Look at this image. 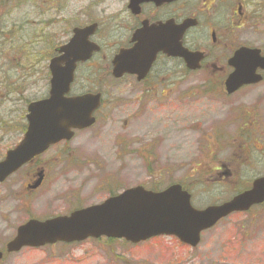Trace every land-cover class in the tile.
I'll use <instances>...</instances> for the list:
<instances>
[{
	"label": "rangeland",
	"instance_id": "obj_1",
	"mask_svg": "<svg viewBox=\"0 0 264 264\" xmlns=\"http://www.w3.org/2000/svg\"><path fill=\"white\" fill-rule=\"evenodd\" d=\"M250 1L245 10L255 5L259 11L254 6L242 33L250 43L262 45L264 4H260L264 0ZM108 4L111 1L0 0V121L4 120L0 134H6L4 144L21 138L27 104L46 95L54 48L68 39L74 26L91 20L101 24L96 38L103 50L80 66L74 93L93 88L103 92L104 99L96 124L75 136L65 147V156L52 153L43 158L44 165L51 159L53 163L47 167L48 181L36 199L23 198L17 208L10 199L0 203V249L31 216L44 219L67 214L131 186L157 190L182 182L190 189L194 205L203 208L228 200L239 186L264 171V140L249 142L250 149H257L251 155L241 154L236 145L235 159H230V147L237 141H227L226 135L238 134L241 124H224V93L196 90L203 85V73L184 69L171 77L155 73L147 82L111 76L110 60L122 46L126 31L119 29L112 17L116 10H109ZM102 8L111 14L98 11ZM205 40L199 37L200 42ZM160 74L166 76L161 79L163 86L175 90L172 94L152 90ZM175 81L180 83L177 89ZM246 131L264 139L260 125H250ZM224 161L232 168L239 164L242 175L233 180L236 173L223 174L230 169L222 167ZM27 176L24 169L13 180L23 181ZM0 264H264V205L230 215L204 232L196 248L170 236L139 244L117 242L112 248L87 240L76 245L26 247L8 253Z\"/></svg>",
	"mask_w": 264,
	"mask_h": 264
},
{
	"label": "water",
	"instance_id": "obj_2",
	"mask_svg": "<svg viewBox=\"0 0 264 264\" xmlns=\"http://www.w3.org/2000/svg\"><path fill=\"white\" fill-rule=\"evenodd\" d=\"M193 21H185L182 35ZM92 28H76L70 43L57 49L59 55L52 58L50 95L47 99L32 103L29 107V128L22 143L10 151L0 163V178L15 171L33 156L42 153L51 144L69 139L71 128H83L94 123L92 113L100 103V95L84 94L67 97L78 62L88 60L99 47L88 40ZM159 31V30H158ZM181 34L179 33V38ZM147 39V38H146ZM145 41L138 36L133 49H124L113 60V74L136 73L142 79L149 72L155 54L163 50L180 55L191 69L200 68L201 52H190L181 47L168 48L159 42ZM157 43V47H152ZM151 48H153L151 50ZM176 49V50H175ZM234 71L226 85L229 92L241 84L257 79V64L264 66V56L258 49L241 47L229 60ZM2 174V175H1ZM191 195L180 184H173L161 192L136 186L103 203L76 210L69 216H58L45 221L31 219L18 229L17 235L7 245L8 252L19 251L25 246L41 247L58 241L73 242L89 237L107 236L138 243L158 235H175L183 242L197 245L200 233L214 226L220 219L234 211L249 209L264 200V177L253 182L252 188L229 201L198 210L191 205ZM3 253L0 251V259Z\"/></svg>",
	"mask_w": 264,
	"mask_h": 264
},
{
	"label": "flooded vegetation",
	"instance_id": "obj_3",
	"mask_svg": "<svg viewBox=\"0 0 264 264\" xmlns=\"http://www.w3.org/2000/svg\"><path fill=\"white\" fill-rule=\"evenodd\" d=\"M101 1H111V5L108 4V9L116 10L117 13V15L111 16L118 21L119 29L126 31L122 46L118 47L112 59L110 60V73H112V60L114 56L124 48L134 47L137 43L136 37L138 35H144L147 38L151 39V43L156 42V37H158L159 42H161L162 44H166V46L168 44V48H177V44L179 41L177 39V35H179V29H181L185 21L194 20V26H191L186 30L184 35L181 36L180 42L182 46H184L191 52L203 53V57L199 63L200 68L197 70L190 69L189 67H187L182 57L168 55L163 51H159L156 55V59L152 64V68L148 76L142 82H147L150 78H152V76L155 75V73L165 72L169 74V77H171L172 74H181L183 69L187 72L190 71L203 73V85L196 86V90L206 93L211 90L224 93V124L233 127H235V124L238 122L241 124V128L240 131H238V134H234V136H232V134L226 135L227 141H233L232 138H235V140L237 141L233 143L232 147H230V151H233V158L230 156V159H235L236 155L234 154V151L236 150H234V148L236 145H238L237 150H239V152L243 155H251L253 151L257 150L256 148L250 149L249 142L257 140L262 141L264 139L260 138L259 134L256 138L255 133L247 134L246 127L250 125H260L262 129L261 137L264 138V66H262V64H257L255 70L257 79H252V81L250 82L241 84L234 91L229 92L226 85L229 76L234 71V67L230 65L229 60L236 50H238L242 46H246L249 48L259 49L261 56H264V44L260 45L256 43H250L251 41H249L244 36V33H242L243 29L247 27V23H249L247 20L251 21L253 10L255 9L254 5L251 9L246 8L247 10H245V7L251 4L250 0ZM260 5H262V3ZM258 8L259 7L257 6L256 12L259 11ZM98 11L102 12L105 16L111 14L110 12L105 14L104 12H106L107 10L103 8L99 9ZM217 15H221L220 18H222V20L220 18H217ZM224 16H228L230 18L229 21L228 19H224ZM204 18H206V21H204ZM94 23L96 24V31L89 38L92 42L98 44L101 49L98 53H94V55L92 56V60L97 55L102 54L103 44L100 39L96 38V36H98V30L100 29L101 24L99 21L91 20L86 24L79 25V27H84ZM201 27H203V29H201ZM200 36H205L206 40L200 42ZM122 37L123 36H119L118 39H122ZM70 38L71 32L68 34V39L64 43L68 42ZM56 55L57 53L55 48L51 58ZM171 64L175 65L173 69L171 67ZM160 66H163L162 71L159 70ZM178 69H180V73H177ZM124 77L125 76H123L122 78ZM131 77H134L136 79L135 76ZM162 78H166V76L162 74L157 75V83L153 85V87L151 86L152 90L155 89L156 92L172 94L175 90L163 86V81L161 80ZM174 85L175 89H177V86L180 85V83L175 81ZM49 88L50 87H48L47 89L46 95L42 98H46L49 95ZM92 89L93 88L90 89L91 91L86 92L100 93V95L102 96L101 105L95 112V114H98L104 107L103 92H101L100 90L97 91L98 89ZM26 115L27 107L24 123L25 126L21 128V138L17 142L12 145H6L3 143L5 138L4 135L6 134H0V139L2 142L0 143V162L4 161L7 157L8 152L11 149L15 148L23 139L24 134L28 128ZM97 119L98 117L96 116V122ZM3 122L4 120L1 119L0 124H2ZM83 130H86V128L75 130V134L72 139L61 140L58 143L50 146L42 154L34 156L28 162L20 166L17 170L1 180L0 203L2 201H7L8 199H10L15 202V208H17V203L21 202L23 198H26L27 200L33 202L36 199L38 191L46 185L49 177L47 174V167L53 163L51 159L49 160V165H44L45 159L43 158L52 153L59 155L58 157L65 156L68 152L67 148L65 147H67V145L75 138V136ZM241 131L242 137L240 134ZM212 134V137L215 138V136L217 135V131L212 132ZM225 150L227 151V149ZM227 163V161H224L222 167H229L230 169L225 170L223 174L234 175L236 173V176L233 177V180L242 175V170L239 164L238 168H232ZM24 169H26L28 175L24 178L25 180H13V178L16 175L20 174ZM263 173L264 171H262L261 175L254 177L253 179H251V181H246V184L244 183V185L242 184L239 187L243 190L251 188L254 180L263 177ZM262 205H264V202L256 207H260ZM18 210L20 209H16V211ZM32 217L33 216H31L30 218ZM180 243L182 245L189 246L185 243Z\"/></svg>",
	"mask_w": 264,
	"mask_h": 264
},
{
	"label": "trees",
	"instance_id": "obj_4",
	"mask_svg": "<svg viewBox=\"0 0 264 264\" xmlns=\"http://www.w3.org/2000/svg\"><path fill=\"white\" fill-rule=\"evenodd\" d=\"M262 4H264V2H262ZM256 8H257V6H256ZM97 242H103L106 246H109L110 248H112L113 245L115 243H117L118 241L115 239H100Z\"/></svg>",
	"mask_w": 264,
	"mask_h": 264
}]
</instances>
